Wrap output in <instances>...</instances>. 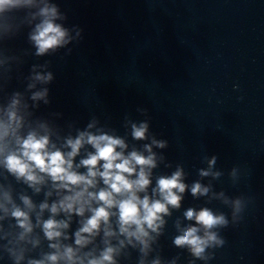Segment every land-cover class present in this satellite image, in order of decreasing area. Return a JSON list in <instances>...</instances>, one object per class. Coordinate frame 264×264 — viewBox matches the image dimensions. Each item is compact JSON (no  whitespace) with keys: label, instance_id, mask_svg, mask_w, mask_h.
<instances>
[{"label":"clouds","instance_id":"9594fccd","mask_svg":"<svg viewBox=\"0 0 264 264\" xmlns=\"http://www.w3.org/2000/svg\"><path fill=\"white\" fill-rule=\"evenodd\" d=\"M66 21L55 0H0V261L121 264L135 252V264H177L180 253L163 258L159 240L188 193L204 204L172 221L171 243L187 254V264H208L226 243L221 230L241 220L247 203L215 189L223 175L216 155L203 158L199 179L187 183L181 164L155 174L173 165L163 151L168 141L150 131L145 108L136 109L142 120L124 114V135L96 116L80 128L77 121L61 126L60 112L37 115L51 103V61L32 63L26 75L20 70L25 57L71 53L83 29ZM21 34L28 48L17 54L6 45ZM14 70L24 86L9 92ZM228 177L236 182L235 167ZM213 202L229 212L209 207Z\"/></svg>","mask_w":264,"mask_h":264},{"label":"water","instance_id":"95a60500","mask_svg":"<svg viewBox=\"0 0 264 264\" xmlns=\"http://www.w3.org/2000/svg\"><path fill=\"white\" fill-rule=\"evenodd\" d=\"M55 2L67 15L66 26L83 29V39L69 46V55L61 49L38 60L24 58L25 75L32 63L49 60L55 76L48 86L51 103L37 115L60 112L61 126L77 121L80 128L96 116L124 135V114L142 120L136 109H147L150 131L168 141L163 151L173 165H161L155 174L181 164L191 183L206 167L201 160L216 155L223 175L213 181L215 189L247 202L241 220L221 230L226 243L208 264H264V0ZM6 46L19 54L28 48L26 36ZM17 75L14 70L9 92L23 89ZM233 167L235 183L228 177ZM202 204L204 198L185 193L160 237L163 258L180 253L177 264H187V254L172 246V221ZM208 206L229 212L218 202ZM135 259L133 252L121 264Z\"/></svg>","mask_w":264,"mask_h":264}]
</instances>
